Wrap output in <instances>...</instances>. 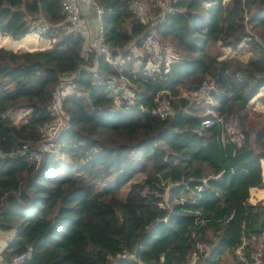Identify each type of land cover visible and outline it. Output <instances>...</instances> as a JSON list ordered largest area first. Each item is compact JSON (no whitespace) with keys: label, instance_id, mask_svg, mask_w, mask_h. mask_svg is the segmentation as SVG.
<instances>
[{"label":"trees","instance_id":"trees-1","mask_svg":"<svg viewBox=\"0 0 264 264\" xmlns=\"http://www.w3.org/2000/svg\"><path fill=\"white\" fill-rule=\"evenodd\" d=\"M96 1L106 7L104 41L114 55L129 56L122 70L104 54H82L85 36L69 29L62 0H0V34L19 39L12 45L35 48L29 32L42 23L49 29L41 34L55 39L34 50L0 45V228L18 229L2 251L7 264L23 252L22 264H182L199 240L213 244L199 264L264 259L253 243L264 232V202L250 200L252 187H264V121L249 108L264 86V48L250 40L255 54L248 59L211 51L216 42L240 46L251 36L249 26L264 42V0L171 2L155 29L183 55L154 74L143 67L151 23L141 21L129 0ZM150 7L160 10L152 1ZM136 59L143 61L135 71ZM95 60L102 72L138 84L134 103L115 107L84 66ZM65 71L76 73L77 85L63 100L69 122L57 147L33 163L13 150L25 141L35 146L54 120L50 103ZM208 77L218 84L210 107L182 95ZM158 99L174 113L157 114ZM23 108L26 119L16 120ZM208 108L225 123L236 116L241 138H223V122L205 126Z\"/></svg>","mask_w":264,"mask_h":264},{"label":"built area","instance_id":"built-area-1","mask_svg":"<svg viewBox=\"0 0 264 264\" xmlns=\"http://www.w3.org/2000/svg\"><path fill=\"white\" fill-rule=\"evenodd\" d=\"M92 1L98 21L97 33L90 42L89 46L87 48L84 47L82 54L86 58L90 57L93 51H95L97 54H104L108 61L114 63L116 66H119L120 70H122L125 68V62L129 56L126 58L122 52L114 55V48L104 41L105 28L103 24V18L106 7L96 0ZM149 1L154 2L155 5L160 7L158 13L153 12L149 5ZM174 1L177 0H129L131 9L136 13L141 21L150 22L153 26L149 27L145 33V47L148 52V59L144 69L148 73L154 74L155 72L160 71L162 67L167 69L171 62L181 58L180 52L177 51L170 43L161 42L155 29V26L159 21L157 17L163 14L167 9H170L169 4ZM62 9L63 12H65V19L68 21L69 29L80 31L84 36L87 35L88 28L82 14V8L79 0H62ZM48 29L49 25L47 23H42L39 24L35 30L39 32L38 34H41L46 32ZM84 66L88 70L92 71L93 80L96 84L105 85L110 91L115 107L119 108L124 104L135 102L137 91L139 89L138 85L132 82L124 74L118 76L115 74L102 72L99 69L97 60H95L93 64H85ZM75 76L76 73L74 71H65L62 73L57 87L53 90L54 100L50 103V109L55 114L54 120L41 128L43 132L42 138L36 143L35 146L31 145L30 142L25 141L21 148L15 149L13 152L16 153L17 151H20L22 154H25L31 162L39 164L45 150H54L57 147L55 140L60 131L67 127L69 117L71 115L65 110L63 106V100L65 97L75 92L77 86ZM214 90H217L216 79L214 77L205 78L197 90L186 91L183 93V95L186 97L190 94L202 96L203 94L209 93V96H211ZM154 111L161 117H166L171 113L172 109L165 100H159V103ZM209 113H212V116L207 115L202 121L205 126H210L216 122L224 121L223 116L218 112L210 109ZM221 125H223V138L226 133L231 134L233 139L239 137L235 124H227L223 122ZM204 180L206 181L207 178ZM201 188H203L202 185L199 186V189ZM231 216L232 215L229 217ZM210 249L211 248L207 243L199 240L197 242L196 248L190 253L188 259L182 264H199L201 258L205 254H209ZM241 251L242 250L239 249V253ZM26 258V252L18 254L13 258V264H22ZM137 264L156 263L154 261L138 259ZM247 264H264V259L259 255H256V258L251 262H247Z\"/></svg>","mask_w":264,"mask_h":264},{"label":"rangeland","instance_id":"rangeland-1","mask_svg":"<svg viewBox=\"0 0 264 264\" xmlns=\"http://www.w3.org/2000/svg\"><path fill=\"white\" fill-rule=\"evenodd\" d=\"M149 5H150V1H149ZM249 32H250V35L251 36L250 37H244L243 40H242V42L240 43V46L233 47V46L223 45L220 42H216L214 44V46H212L211 51L214 52V53H216V52L222 53L221 58H227V57L237 56V57H240L242 59H248L249 57H251V56H253L255 54V50L250 47V44H251L249 42L250 40H253L254 39L255 42H257L260 46H262L264 48V42L261 40V38L255 32L252 31L251 26H249ZM38 33L39 32L37 30H33V31L29 32V34H34V36H36V38L39 37L37 35H42V36H46L47 37L46 34H38ZM0 35H3V34H0ZM252 35H253V37H252ZM7 39L8 40H13L12 37L9 36V35H7ZM0 44L3 45V46H5V47L12 48V49H14L16 51H19L20 49H28V48H30L29 46H25V47H20L18 45H14L13 46L9 41L5 40L2 36H0ZM133 44L134 43H131L128 47L133 48L132 47ZM134 53L135 54H138V55L139 54H142V56L145 55V51L142 50V49H136V52H134ZM181 55H183V54L181 53ZM142 61L143 60H141V59H136L134 61V66H135L134 67V70L135 71L138 70L139 68H142ZM145 64H146V62H145ZM145 64H144L143 67H145ZM208 78H210V77H208ZM217 90H218V86H217ZM185 91H187V90H183L182 92H185ZM187 97H189L191 99V101H195L197 103L198 102H201V103H203L205 105H208V107H210L209 106L210 104L214 103L213 95L209 96V93L203 94L202 96H195V95L190 94ZM249 105H250L249 106V108H250V114L253 116V118L255 120H257V121L258 120L264 121V86L260 89V91L257 93V95H255L251 99ZM210 109L211 108H208L207 109L208 112L210 111ZM208 112H206V113H208ZM173 113H174V111L171 112V114H173ZM27 114H28V110L25 109V108L18 110L17 113H16V115H15L16 120H21V119L22 120H25L26 117H27ZM226 123L227 124H235V126L237 127V129H240L241 128L240 125H239V122H238L237 117L234 116V115L233 116H230ZM263 170H264V160H263ZM141 177H142V175L136 176L137 179H139ZM160 179L162 180V183L163 184L167 185L168 187L170 186L169 180L166 179L163 176V174H160ZM129 186H130V182L127 183V184H125L123 186V189H122V192H121V196L124 195L125 191L129 188ZM261 189L262 190H257L254 193V196H255L254 199H255V201H262V202H264V187L261 188ZM165 198H166L167 202H169V194L168 193L165 195ZM207 237L212 238L213 237V233L212 232H209L207 234ZM215 241H216V239H215ZM204 242L207 243L210 248L213 245L210 242H207V241H204ZM253 243L256 245V247L259 250L264 251V232L259 237H257L256 239H254Z\"/></svg>","mask_w":264,"mask_h":264},{"label":"crops","instance_id":"crops-1","mask_svg":"<svg viewBox=\"0 0 264 264\" xmlns=\"http://www.w3.org/2000/svg\"><path fill=\"white\" fill-rule=\"evenodd\" d=\"M79 3L81 5L82 14H83L85 23H86L87 28H88L87 35H85L86 37H85V43H84V47L87 48L89 46L90 42L93 40V38L95 37V35L97 33L98 21H97V18H96V13H95V10H94V5H93V1L92 0H79ZM0 36H2L5 40L9 41L10 43H12L13 40H19V39H13V38H12L13 40H8L7 39V35H0ZM37 36H39V37L36 38V36H33V38H32L33 40L31 41L32 44H36V46H34L35 48L32 47V48H28V49H33L34 50V49H38V48L49 47V46L52 45V42L55 40L54 38L48 37V36L47 37L46 36H42V35H37ZM33 41L34 42L36 41L37 43H34ZM134 45L135 44H133L132 46H134ZM134 51H136V48H135ZM257 190H262V189L258 188V187H252L251 188L250 200L252 199L253 200V201L251 200L252 202H257L254 199L255 198L254 193ZM6 234H10L9 239H11L12 236L14 235V231H6V230H3V229L0 228V242H1V240L3 239V237ZM211 249H212V247H211ZM211 249H210V251H211ZM239 249H241V248H239ZM239 249H237V252H239ZM0 250H1V248H0ZM4 259L5 258L3 257L2 251H1L0 252V264H4Z\"/></svg>","mask_w":264,"mask_h":264},{"label":"water","instance_id":"water-1","mask_svg":"<svg viewBox=\"0 0 264 264\" xmlns=\"http://www.w3.org/2000/svg\"><path fill=\"white\" fill-rule=\"evenodd\" d=\"M29 50V49H28ZM16 234H18V229H16L15 231H14V235H16ZM9 237H10V234H6L4 237H3V239L1 240V242H0V247L2 248V249H4L7 245H8V243H9ZM4 264H7V261H6V259H4Z\"/></svg>","mask_w":264,"mask_h":264},{"label":"clouds","instance_id":"clouds-1","mask_svg":"<svg viewBox=\"0 0 264 264\" xmlns=\"http://www.w3.org/2000/svg\"><path fill=\"white\" fill-rule=\"evenodd\" d=\"M131 48V47H130ZM132 49H135V47L133 46V48ZM30 50V49H29ZM181 54V53H180ZM181 57H182V55H181ZM76 81V80H75ZM217 81V80H216ZM135 83V82H134ZM137 84V83H136ZM138 85V84H137ZM217 86H218V84H217ZM76 88H77V86H76ZM139 88V87H138ZM76 91V90H75ZM138 92V91H137ZM186 92V91H185ZM185 92H183V93H185ZM183 95V94H182ZM137 97V96H136ZM186 97V96H185ZM136 100V99H135ZM166 101V100H165ZM167 103H168V101H166ZM134 103V102H133ZM169 105V104H168ZM171 109H172V111L171 112H173V108L171 107ZM171 114V113H170ZM1 248V247H0ZM239 248H241V250H242V247H239ZM238 248V249H239ZM1 251H3V249L1 248ZM239 253V252H238ZM208 255V254H207Z\"/></svg>","mask_w":264,"mask_h":264}]
</instances>
